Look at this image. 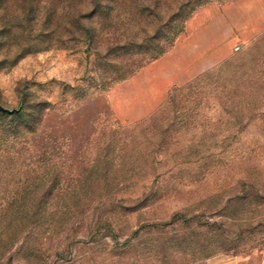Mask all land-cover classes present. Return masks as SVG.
Masks as SVG:
<instances>
[{
    "label": "rangeland",
    "instance_id": "rangeland-1",
    "mask_svg": "<svg viewBox=\"0 0 264 264\" xmlns=\"http://www.w3.org/2000/svg\"><path fill=\"white\" fill-rule=\"evenodd\" d=\"M60 2L64 43L0 50V264H264V26Z\"/></svg>",
    "mask_w": 264,
    "mask_h": 264
},
{
    "label": "trees",
    "instance_id": "trees-1",
    "mask_svg": "<svg viewBox=\"0 0 264 264\" xmlns=\"http://www.w3.org/2000/svg\"><path fill=\"white\" fill-rule=\"evenodd\" d=\"M60 1L62 0H0V12L19 18L10 25L12 36L9 39L12 46H7L4 37L0 39V50L4 51L7 60L11 59L14 63L32 50L48 49L50 45L47 43L52 39L58 44L64 43L61 34L64 33L66 24L62 18L71 10V6ZM74 16L72 27L80 26L78 15ZM6 46L8 48L3 50Z\"/></svg>",
    "mask_w": 264,
    "mask_h": 264
},
{
    "label": "crops",
    "instance_id": "crops-1",
    "mask_svg": "<svg viewBox=\"0 0 264 264\" xmlns=\"http://www.w3.org/2000/svg\"><path fill=\"white\" fill-rule=\"evenodd\" d=\"M238 0L237 4V16L238 22L243 25L253 24L255 26H264V0ZM247 3V4H246ZM252 6V14L249 10L246 12V8Z\"/></svg>",
    "mask_w": 264,
    "mask_h": 264
},
{
    "label": "water",
    "instance_id": "water-1",
    "mask_svg": "<svg viewBox=\"0 0 264 264\" xmlns=\"http://www.w3.org/2000/svg\"><path fill=\"white\" fill-rule=\"evenodd\" d=\"M0 109H3V108L0 106Z\"/></svg>",
    "mask_w": 264,
    "mask_h": 264
}]
</instances>
